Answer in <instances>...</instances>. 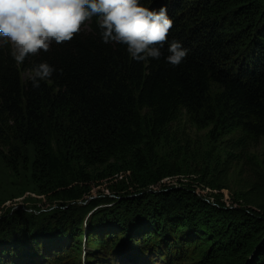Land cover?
Here are the masks:
<instances>
[{
	"label": "trees",
	"instance_id": "trees-1",
	"mask_svg": "<svg viewBox=\"0 0 264 264\" xmlns=\"http://www.w3.org/2000/svg\"><path fill=\"white\" fill-rule=\"evenodd\" d=\"M141 3L167 8L168 40L189 49L180 66L136 62L123 45L102 43L96 17L23 64L0 44V159L60 205L0 216V264H264V183L263 195L241 196L245 208L226 205L206 193L216 168L208 153L164 142L185 111L226 150L264 144V0ZM44 61L58 71L34 88L32 69ZM225 162L217 171L227 173ZM103 189L116 200L78 205Z\"/></svg>",
	"mask_w": 264,
	"mask_h": 264
},
{
	"label": "clouds",
	"instance_id": "clouds-1",
	"mask_svg": "<svg viewBox=\"0 0 264 264\" xmlns=\"http://www.w3.org/2000/svg\"><path fill=\"white\" fill-rule=\"evenodd\" d=\"M94 17L101 42L123 45L136 62L164 57L178 67L188 55L179 40H168L173 21L167 8L150 9L141 0H0V44L10 43L15 62L23 64L29 56L48 52L52 44L71 41ZM57 71L47 61L37 64L32 86L39 88Z\"/></svg>",
	"mask_w": 264,
	"mask_h": 264
},
{
	"label": "rangeland",
	"instance_id": "rangeland-1",
	"mask_svg": "<svg viewBox=\"0 0 264 264\" xmlns=\"http://www.w3.org/2000/svg\"><path fill=\"white\" fill-rule=\"evenodd\" d=\"M0 42H2V40H0ZM8 46L12 49L10 43H8ZM167 130L169 134L166 136L164 142H171L165 146L167 151L172 150L176 145L180 144V147H182L185 151L193 153L194 155L208 153V155L211 157L212 160L210 162V166L216 167L212 171V178L214 179L215 184L214 186L205 184V187L207 188L206 193L223 196V201L226 205L239 208H245L244 202L241 199L242 195L247 197L255 194L263 195L259 185L260 183H264V180L256 179V175L253 172L254 169L264 171L263 143H258L250 147L247 152L243 153L233 149L226 150L223 140L211 139L208 135L209 128H196L189 121L185 111L180 113L178 119L172 125H170ZM22 150L26 156H30L29 148L24 147ZM31 156L30 160L32 158ZM182 156L184 158L186 157L183 154ZM230 160L232 164L230 165L227 173L225 171H217L218 169L225 167V165L221 164L222 161H226L225 164L227 165ZM24 166L26 165L21 162L18 166V169H22ZM218 185H225V187L218 188ZM93 194V196L85 199L84 201H78V205H86L91 200L103 199L104 196H109L110 198L116 200L113 193H108L104 189L103 193L100 191L94 192ZM109 197L108 199H110ZM106 203H102L96 208H104L107 206ZM59 207L60 205L58 203L50 201L45 202L41 200L34 192H31V189L27 185V179L24 172L21 171L19 176L16 175L10 170L6 162L0 159V216L5 215L6 213L12 215L17 210L21 212L20 215H23V213L32 215L36 213L38 214L41 211L50 212L51 208L56 209ZM90 214L91 212L88 213L86 218H88ZM86 225L87 224L85 222L84 225L82 224V227H79L81 231H85ZM0 239H2V235H0ZM4 242H6L4 245H8L9 243L8 239H6ZM81 250L85 255L87 249H84L83 247ZM121 250V253H124L126 260L133 259V255L130 252H126L125 247H122ZM18 254L19 258H21L20 253ZM111 255L108 254V256ZM16 262L17 264H21L19 259H17ZM50 262L51 261H49V263ZM49 263L44 262L40 264ZM72 263L73 260L67 259L62 264ZM172 264H184V262L181 263V260H174Z\"/></svg>",
	"mask_w": 264,
	"mask_h": 264
},
{
	"label": "water",
	"instance_id": "water-1",
	"mask_svg": "<svg viewBox=\"0 0 264 264\" xmlns=\"http://www.w3.org/2000/svg\"><path fill=\"white\" fill-rule=\"evenodd\" d=\"M79 264H85V262L83 261V257L80 259V263Z\"/></svg>",
	"mask_w": 264,
	"mask_h": 264
},
{
	"label": "built area",
	"instance_id": "built-area-1",
	"mask_svg": "<svg viewBox=\"0 0 264 264\" xmlns=\"http://www.w3.org/2000/svg\"><path fill=\"white\" fill-rule=\"evenodd\" d=\"M210 201H213V199L211 198Z\"/></svg>",
	"mask_w": 264,
	"mask_h": 264
}]
</instances>
